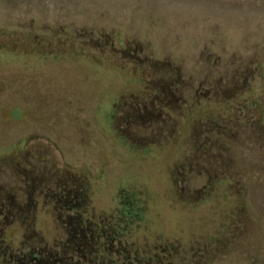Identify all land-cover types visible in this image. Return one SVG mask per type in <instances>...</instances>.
Instances as JSON below:
<instances>
[{
    "label": "rangeland",
    "instance_id": "1",
    "mask_svg": "<svg viewBox=\"0 0 264 264\" xmlns=\"http://www.w3.org/2000/svg\"><path fill=\"white\" fill-rule=\"evenodd\" d=\"M0 264H264V0H0Z\"/></svg>",
    "mask_w": 264,
    "mask_h": 264
}]
</instances>
